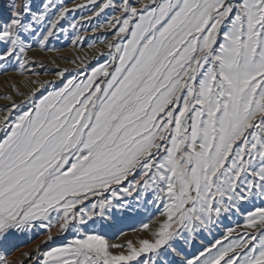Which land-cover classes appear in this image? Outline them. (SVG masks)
I'll return each instance as SVG.
<instances>
[{"label": "snow or ice", "instance_id": "snow-or-ice-1", "mask_svg": "<svg viewBox=\"0 0 264 264\" xmlns=\"http://www.w3.org/2000/svg\"><path fill=\"white\" fill-rule=\"evenodd\" d=\"M87 3L96 16L118 13L102 62L82 79L65 82V69L32 81L24 100L0 108V250L37 226L49 229L42 243L55 242L58 225L71 240L24 255L264 264V0ZM73 10L0 0V73L24 69ZM141 206L157 213L154 229L141 226L151 238L113 242V211Z\"/></svg>", "mask_w": 264, "mask_h": 264}, {"label": "rangeland", "instance_id": "rangeland-1", "mask_svg": "<svg viewBox=\"0 0 264 264\" xmlns=\"http://www.w3.org/2000/svg\"><path fill=\"white\" fill-rule=\"evenodd\" d=\"M57 2L74 10L70 11L60 22L58 28L55 30L56 35L46 42L45 48H40L38 44L33 45V48L28 52L30 62L24 69H19L17 71L9 70L7 74L0 73V77L10 74L17 75L18 77H30L29 91L19 92L15 90L13 93H10L3 90L0 92V108L4 105L10 106L12 102L19 104L33 88L39 87L38 83L33 84L32 81L44 82L54 80L56 79L54 74L58 71L67 70L65 73V82L73 76L82 79L83 77L79 76V72L84 70V66L88 65L89 67L87 68V71L90 72L91 68L98 66V64L102 62L99 53H106L108 51L106 44L112 38V30L108 27L107 21L112 20L113 16L118 13L114 14L112 9L108 8L96 16L93 12L98 11V8L92 4H88L87 0H57ZM102 2L103 0H96L97 5ZM33 3H39V0H33ZM77 4L84 5V7L76 8L75 6ZM73 23L76 24L75 29L71 27ZM77 37H80L81 39H77ZM73 41H75V43H73ZM67 49L73 55L71 54L67 58H59V60H61L60 62H54L51 64L44 61L42 62L37 56L31 54L34 51H38L39 53H54ZM94 50H96V52L90 54L91 51ZM61 63H64V66ZM59 64L62 66H59ZM39 96L40 94L38 92L36 98L39 99ZM5 97H11V100L6 99ZM156 215L157 213L155 209L151 206L147 208L141 206L138 209L129 211L114 210L113 216L108 222L109 227L107 231L109 233V238L117 243L120 239L130 235L136 236L135 238H137V240L140 238L150 239V232L141 230V226L144 223H148L150 228H152L151 226L154 224L153 218ZM237 222L242 223V220L233 222L226 221L225 225L228 227H234ZM57 228L58 225H53L51 227L50 230L52 235L58 234ZM48 231V228H40L37 226L30 232L20 234L15 239V247L8 252L0 250V256H5L9 261V264H21L16 262L17 253L25 248L33 246L41 238L46 237ZM220 231H223V229ZM121 233H123V235H121ZM214 235L218 236L219 233H214ZM117 237H119V239H117ZM71 239L72 236L58 237L55 239V242L51 243V246L41 250L38 255L47 252L52 247L61 246Z\"/></svg>", "mask_w": 264, "mask_h": 264}, {"label": "bare ground", "instance_id": "bare-ground-1", "mask_svg": "<svg viewBox=\"0 0 264 264\" xmlns=\"http://www.w3.org/2000/svg\"><path fill=\"white\" fill-rule=\"evenodd\" d=\"M96 52V50L91 51L90 54ZM34 56H37L42 62H46V63H54V62H60L61 60H59V58H67L69 57L72 53L69 52V50H64V51H60V52H48V53H39L38 51H34L31 53ZM73 55V54H72ZM62 65L64 63H61ZM59 64V66L61 65ZM61 65V66H62ZM58 66V65H57ZM64 66V65H63ZM48 78V77H46ZM53 78V77H50ZM30 77H18L17 75L15 76L14 74H10V75H6L3 77H0V92L1 91H6V92H10L13 93L15 90L16 91H29V86H30ZM152 229L155 228V223L151 226ZM151 235V233H150ZM47 237V236H46ZM46 237L41 238L36 244H34L33 246H30L28 248L23 249L22 251H20L19 253H17V260L16 262H19L21 264H34L35 262L31 259H29L27 256L24 255V253H31L33 256H36L39 254V252L43 249H45L46 247L51 246L52 242H48V243H42ZM53 237L58 238L61 237L60 235L56 234L53 235ZM136 236H127L125 238H122L119 240L118 243H122L128 240H133V241H137V238H135ZM50 244V245H49ZM39 245V252H37V246ZM16 255V254H15Z\"/></svg>", "mask_w": 264, "mask_h": 264}]
</instances>
